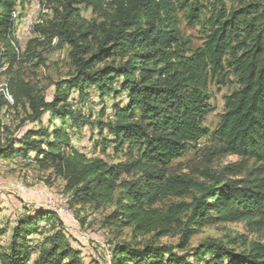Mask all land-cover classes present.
<instances>
[{
	"label": "trees",
	"instance_id": "trees-1",
	"mask_svg": "<svg viewBox=\"0 0 264 264\" xmlns=\"http://www.w3.org/2000/svg\"><path fill=\"white\" fill-rule=\"evenodd\" d=\"M23 1L0 0V67L16 62L13 12L23 15ZM227 1L232 2L229 8ZM60 7L57 22L41 32L68 46L74 74L53 84L51 100L10 78L5 90L13 105L2 93L0 109L21 104L39 127L0 147V161L29 159L62 177L71 194L69 206L99 208L109 202L114 210L102 227L129 228L133 239L156 232L165 237L184 221L178 246L125 241L112 247V264H264L261 244L246 253L209 240L179 253L213 212L223 221L264 227V0H215L205 22L195 0H60ZM85 9L96 18L91 26H85ZM180 12L189 25L208 31L193 53L181 33ZM229 75L239 87L225 98L214 138L218 154L236 156L239 164L213 177L190 207L176 204L163 213L157 203L192 193L188 176H169V167L209 136L203 125L212 111L209 83L224 85ZM89 102L99 107L97 117L92 110L84 112ZM46 116L49 125L42 128ZM90 129L99 138L95 150L86 153L73 144ZM97 150L118 162L92 157ZM56 218L63 231L52 233V226L40 224ZM9 230L8 246H0V264H28L41 244L50 248L39 252L34 264H63L66 259V264H85L67 244V230L51 210L27 209L1 235Z\"/></svg>",
	"mask_w": 264,
	"mask_h": 264
},
{
	"label": "rangeland",
	"instance_id": "rangeland-1",
	"mask_svg": "<svg viewBox=\"0 0 264 264\" xmlns=\"http://www.w3.org/2000/svg\"><path fill=\"white\" fill-rule=\"evenodd\" d=\"M195 1L203 10V20L205 22L211 15L215 0ZM226 5L229 8L232 6V2L227 1ZM234 6H238V3H235ZM23 7V15L20 16L21 11L18 10L13 12V20L17 23L14 32L15 41L13 43L17 54L16 62L12 66L6 65L0 67V95L3 93L11 105H13V97L5 90L10 78H17L28 83L40 94L47 96L51 100L55 89L53 84L70 78L75 71L69 58L70 49L68 46L59 44L57 39L50 40L49 37L42 35L43 33L41 32L42 29L47 30L50 28L59 19L61 13L60 0H25ZM82 13L85 18V26H91L96 21V18L91 19L93 18L91 11L85 9ZM178 14L181 22L180 29L182 36L187 41L188 48L191 50L189 52L193 53L197 48L203 46L208 32L207 28L200 25L191 26L187 23L184 12ZM28 20L29 27L31 28L29 34H24L23 26L28 23ZM238 87L236 80L231 75L227 77V83L224 85H220L216 81L209 83V105L212 111L205 119L203 125L209 130L210 134L195 147L191 148L183 157L173 161L169 167V176H188L194 186L192 193L184 197H169L157 203L155 208H159L163 213H166L172 205L182 204L190 207L194 196L196 194L200 195L201 189L210 184L213 177L222 175L226 167L239 164V158L236 156H222L218 154L217 146L219 143L214 138V133L225 111V98L237 90ZM8 97L12 99V103ZM93 98L94 101H98L95 95ZM90 110L93 111L94 117H97L99 107L96 103L89 102L85 105L84 112L88 114ZM29 113L30 111L23 108L21 104L14 108L4 107L0 109V147L6 146L13 138H19L24 130L39 127L38 123L34 124L29 121ZM49 120V116H46L41 127H48ZM98 138L97 131L90 129L86 134L82 133L73 145L86 153H92L95 150V141ZM108 153H111V150H108ZM96 156L110 164L118 162L117 159H113V155L100 154V150H97L92 155V157ZM31 161L21 157L0 161L1 247L8 246L12 231L9 230L4 235H1V232L6 231L7 227H13L16 222L17 212L20 209L26 210L37 206L49 211L52 203L58 200L60 196L69 197L70 199L71 194L65 192L66 183L62 177L55 175L52 171L41 169L39 165ZM248 166L249 169L254 168L252 162ZM228 173L226 171L224 175L227 176ZM244 175L245 173L239 178L244 177ZM9 188L22 189L27 193L18 194ZM47 191L53 194L50 195V200H47V206L35 205L36 201L43 202L34 193L29 195V192H36L39 195L47 194ZM23 204L31 207L26 208ZM69 208L72 215L76 218L74 219L76 220L75 223L71 219L70 223L76 226L80 234L85 237H91L92 240L87 245L82 244L80 237L74 233L72 228L63 226L67 230V232L64 231L67 234V244L70 243L79 252L80 258L85 264H102L103 262L104 264H112L113 254H109V256L105 253L103 261V257L101 256L102 251L99 249L101 242H104L111 249L114 245L125 241H133L142 247L147 243L176 247L182 242V223L184 221L176 223L172 231L165 237H159L157 235L158 232H156L133 239L132 230L129 228L118 232L102 227L106 217L114 210V206L109 202L102 203L99 208L94 204L73 206L70 204ZM212 217L209 222L198 227L196 233L190 238L187 247L179 251L181 255L197 249L201 244L209 240H216L230 249L246 253L250 251L253 244L264 246V227L250 226L247 222L223 221L214 212L212 213ZM46 219L41 221V226L48 223L44 227L49 229L52 226V233L61 230L57 218L50 223ZM47 220L50 221V219ZM33 235L37 236L36 234ZM39 240L42 241V238L38 239L34 244L37 245ZM47 248H50L47 244H41L39 248L37 247L32 252L28 264H34V260L38 258L39 252ZM68 261L69 259H66L63 264H66Z\"/></svg>",
	"mask_w": 264,
	"mask_h": 264
},
{
	"label": "built area",
	"instance_id": "built-area-1",
	"mask_svg": "<svg viewBox=\"0 0 264 264\" xmlns=\"http://www.w3.org/2000/svg\"><path fill=\"white\" fill-rule=\"evenodd\" d=\"M30 28L31 27H29V20H28V23L25 26H23L24 34H29ZM9 189L13 190L14 192H16L18 194L27 193V192H24L22 189H17V188H9ZM32 193H34L36 196L40 197L39 199H41V201L43 202V203H41V202L36 201L35 205H42V206H47V200H50V195H53V194H50L48 191H47V194H39V195L36 192H29V195ZM54 206H55V212L59 215L60 218L63 219V226H69L70 228H72L74 233L80 237L82 244H86V245L89 244L92 241L91 237H85L84 235L80 234L77 231L76 226H74L72 223H70L69 215L65 211L64 199H62L61 204H54ZM98 243H100V242H98ZM101 243H100L99 249L102 251L101 256L103 257V261H104L105 253L109 249V246L105 245L104 242L102 244ZM102 264H104V262Z\"/></svg>",
	"mask_w": 264,
	"mask_h": 264
},
{
	"label": "bare ground",
	"instance_id": "bare-ground-1",
	"mask_svg": "<svg viewBox=\"0 0 264 264\" xmlns=\"http://www.w3.org/2000/svg\"><path fill=\"white\" fill-rule=\"evenodd\" d=\"M9 99H11L10 97H8ZM11 101V103H12V99L10 100ZM62 199H64V207H65V211L67 212V214L69 215V218L72 220V221H74V223L76 222V220H74V219H76L73 215H72V212H71V210H70V206H69V202H70V199H69V197H64V196H60L59 197V199L58 200H55L53 203H52V205H51V208H50V210L52 211V212H54V213H56L55 212V206H54V204H61L62 203ZM49 203V202H48ZM57 214V213H56ZM58 215V214H57ZM59 216V215H58ZM112 249H108L107 250V252H106V254L107 255H109V254H112V251H111ZM106 255V256H107ZM110 256V255H109Z\"/></svg>",
	"mask_w": 264,
	"mask_h": 264
},
{
	"label": "crops",
	"instance_id": "crops-1",
	"mask_svg": "<svg viewBox=\"0 0 264 264\" xmlns=\"http://www.w3.org/2000/svg\"><path fill=\"white\" fill-rule=\"evenodd\" d=\"M23 206L24 207H26V208H30L31 206H28V205H24L23 204ZM33 207H35V206H33ZM32 208V207H31ZM27 210V209H26ZM26 210H22V209H20L18 212H17V215H20V214H22V213H24V212H26ZM20 213V214H19ZM1 215V214H0ZM61 221L63 222V219L61 218ZM0 226H1V224H0Z\"/></svg>",
	"mask_w": 264,
	"mask_h": 264
}]
</instances>
